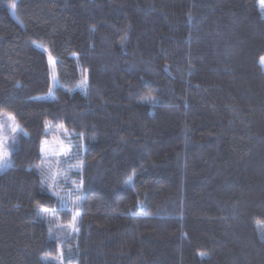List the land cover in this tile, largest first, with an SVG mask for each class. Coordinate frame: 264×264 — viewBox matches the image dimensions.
<instances>
[{
	"label": "trees",
	"instance_id": "1",
	"mask_svg": "<svg viewBox=\"0 0 264 264\" xmlns=\"http://www.w3.org/2000/svg\"><path fill=\"white\" fill-rule=\"evenodd\" d=\"M259 1L0 0V264H264Z\"/></svg>",
	"mask_w": 264,
	"mask_h": 264
},
{
	"label": "rangeland",
	"instance_id": "2",
	"mask_svg": "<svg viewBox=\"0 0 264 264\" xmlns=\"http://www.w3.org/2000/svg\"><path fill=\"white\" fill-rule=\"evenodd\" d=\"M259 10L262 14V17H264V5L259 1ZM11 12L14 15L13 12V6L11 7ZM53 61L50 62V77H51V86L50 90L47 95L42 96V99H52L55 97L56 88L58 87V84L55 80V69L53 68ZM264 68V63H262ZM83 88V85L81 86V89ZM9 117H12L11 115L7 113H2L0 115V151H6L7 157L3 158L0 157V174L7 171L11 167V150H12V141L14 140V137L16 135H19L21 133H24L23 129L16 123L15 119H10ZM72 135L67 132H60L56 134L50 135L47 139L42 141L41 145V154L42 156L50 160V162L53 164V173L52 178L54 180V186L53 191L57 196L60 197L61 201L63 202V207L67 208L73 205L75 201H77L81 196L79 194L80 191V185L76 184L75 181H68L66 183L65 181H60V179H63V176L57 168V163L62 158H67L71 156V146H72ZM6 159V162H5ZM78 168H76V171ZM66 183V184H65ZM65 184V185H64ZM79 194L75 196L74 198L72 195ZM73 198V199H72ZM78 213L75 214V223H74V231H76V223Z\"/></svg>",
	"mask_w": 264,
	"mask_h": 264
},
{
	"label": "snow or ice",
	"instance_id": "3",
	"mask_svg": "<svg viewBox=\"0 0 264 264\" xmlns=\"http://www.w3.org/2000/svg\"><path fill=\"white\" fill-rule=\"evenodd\" d=\"M261 3L264 4V0H261ZM261 63H264V57H261ZM86 83V80L84 81ZM10 119H14V117H9ZM7 152L6 151H0V157L6 158L7 157ZM6 162V159H5ZM201 255H204V253H201Z\"/></svg>",
	"mask_w": 264,
	"mask_h": 264
}]
</instances>
